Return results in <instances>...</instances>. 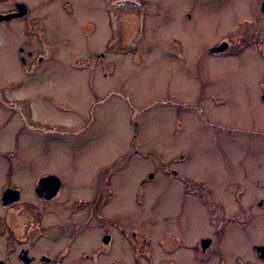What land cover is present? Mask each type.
I'll use <instances>...</instances> for the list:
<instances>
[{"label": "flooded vegetation", "instance_id": "flooded-vegetation-1", "mask_svg": "<svg viewBox=\"0 0 264 264\" xmlns=\"http://www.w3.org/2000/svg\"><path fill=\"white\" fill-rule=\"evenodd\" d=\"M158 1L0 0V49L12 52L25 75L37 76L32 85L53 83L55 79L45 73H57L60 65L86 68L96 64L92 57L103 63L114 47L109 43L116 34H144L143 21L148 14L154 16V4ZM183 2L187 6L183 27L188 40L183 70L200 82L194 95L200 111L230 117L234 116L232 111L216 115L212 114L213 109L228 106L243 109L245 105L243 110L253 113L250 104L256 80L252 75L247 77L249 73L239 76L230 67L258 70L255 97L264 103V0ZM125 7L140 12L141 25L136 21L135 31L124 16ZM191 7H202L199 16ZM192 19L195 31L189 25ZM58 34H108V37L100 51L88 46L84 64L80 65L77 60L84 53L67 48L71 43L62 50L58 48L59 44H65ZM194 34H198L197 40ZM53 58L56 70L41 69ZM21 86L19 80L0 85V264H264V227L254 228L249 222L253 210L264 214V176H247L243 160L237 159L235 164L225 162L222 175L214 182L182 179L169 169L166 173L180 181L174 196L177 209L164 216L167 223L159 225L164 232L161 236L156 232L154 238L157 223H137L136 206L108 208L118 198L112 197L111 173L118 168L119 161L137 152L134 147L112 167L100 168L89 183L75 184L74 179L63 180L64 176L55 172L36 176L30 173L25 151L38 152L44 136L75 134L66 127L45 124L42 116L46 105L62 111L73 110L38 91L31 97L9 93ZM239 97H245L246 102H240ZM97 101L102 102L101 98ZM88 126L86 120L82 128ZM217 127L225 133L234 130L222 124ZM211 146L205 150L211 151ZM216 150L220 162L225 161V150L219 145ZM47 176L53 178L44 182ZM243 177L262 191L247 206L243 199L250 187L241 181ZM149 179H153V174ZM143 181H139V188ZM82 187H89L91 192L81 193L78 188ZM50 202H55L62 213L57 214L56 221L46 223V205ZM132 208L137 211L129 214ZM177 253L181 260L175 258ZM166 256L172 259L164 260Z\"/></svg>", "mask_w": 264, "mask_h": 264}, {"label": "rangeland", "instance_id": "rangeland-1", "mask_svg": "<svg viewBox=\"0 0 264 264\" xmlns=\"http://www.w3.org/2000/svg\"><path fill=\"white\" fill-rule=\"evenodd\" d=\"M184 8L187 11L183 0H159L154 4V16L148 14L143 21L144 34H116L111 43L110 39L108 41L114 47L107 52L103 63L92 57L96 64H89L86 68L60 65L57 73H45L55 79L53 83L44 81L32 85L37 76L25 75L12 52L0 49V85L15 80L22 82V86L10 90V94L31 97L38 91V94L48 95L51 100L73 110L62 111L46 105L42 116L44 123L66 127L75 134L44 136L38 152L33 148L25 151L30 173L36 176L42 172H55L64 176L63 180L65 177L74 179L75 184L89 183L100 168L112 167L121 155L134 147L137 152L119 161L118 168L111 173L112 197L118 198L108 208L119 210L136 206L137 223H157L154 238L156 232L158 236L164 232L159 226L167 223L164 216L177 209L174 196L180 181L166 173L169 169L175 170L182 179L191 177L214 182L222 175L225 162L235 164L238 159L246 164L247 176H264V103L255 97L259 72L257 69L249 71L230 67L231 71L233 68L237 70L239 76L249 73L247 77L252 75L256 80L250 104L253 113L245 112V105L243 109L231 106L213 109L212 114L216 115L232 111L234 116L230 117L225 114L224 117H215L200 111V104L194 96L200 82L183 70V64L187 63L186 41L188 43L183 27L186 22ZM191 9L199 16L198 10L202 7ZM138 12L137 8L125 7L124 16L132 24L133 31L136 21L138 26L141 25ZM189 25L192 31L196 30L195 20L192 19ZM60 37L65 44H59L58 48L62 50L71 43L67 48H72L74 53H84L77 60L81 65L87 47L100 51L108 34H58ZM194 37L197 40L198 34ZM55 64L53 58L41 69L56 70ZM100 98L102 102L97 103ZM239 100L246 102L245 97H239ZM86 120L89 126L82 128ZM218 124L234 130L225 133L217 127ZM209 144H212L211 151L205 150ZM216 145L225 150V161L220 162ZM150 173L153 179H149ZM241 181L250 187L243 199L247 206L251 198L262 191L245 177ZM78 190L84 194L91 192L89 187ZM224 197L229 201L227 195ZM133 211L137 210H128L129 214ZM58 213H62L58 205L50 202L46 205L44 221H56ZM249 222L254 228L259 225L263 228L264 214L253 210ZM160 253L157 252L159 257ZM179 257L177 253L175 258ZM163 259L172 258L166 256Z\"/></svg>", "mask_w": 264, "mask_h": 264}, {"label": "water", "instance_id": "water-1", "mask_svg": "<svg viewBox=\"0 0 264 264\" xmlns=\"http://www.w3.org/2000/svg\"><path fill=\"white\" fill-rule=\"evenodd\" d=\"M263 98H264V96H263ZM149 177L151 178V177H152V174H150ZM52 178H53L52 176H47V177L44 178V182H45V181L52 180ZM51 195H52V194H51Z\"/></svg>", "mask_w": 264, "mask_h": 264}]
</instances>
